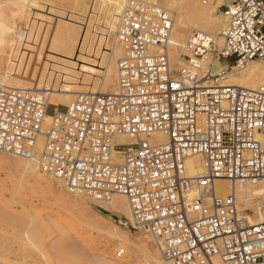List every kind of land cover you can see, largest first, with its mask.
<instances>
[{
  "label": "built area",
  "instance_id": "built-area-1",
  "mask_svg": "<svg viewBox=\"0 0 264 264\" xmlns=\"http://www.w3.org/2000/svg\"><path fill=\"white\" fill-rule=\"evenodd\" d=\"M223 14L221 47L191 32L176 71L174 14L127 0L115 30L117 92L79 94L59 109L47 91L0 88V154L35 159L70 194L124 197L131 230L171 264H264V223L248 224L259 201L245 207L239 197L240 187L264 185V89L224 85L229 63L264 64V0H231ZM209 57L225 66L213 72ZM190 159L201 174L187 176ZM216 181L228 183L225 195Z\"/></svg>",
  "mask_w": 264,
  "mask_h": 264
},
{
  "label": "rangeland",
  "instance_id": "rangeland-1",
  "mask_svg": "<svg viewBox=\"0 0 264 264\" xmlns=\"http://www.w3.org/2000/svg\"><path fill=\"white\" fill-rule=\"evenodd\" d=\"M27 1L0 0V20L6 22H0L6 26L5 29L0 27V35L10 30L0 44V66L5 67H0L3 69L0 70V82L7 75V71H4L7 66L5 60L9 59L12 47L9 35L21 38L18 31H23L27 26L30 29L39 28L36 40L45 42L49 38L47 34L53 32L54 40L59 39L63 43L61 51L50 50L42 57V60L44 57L46 60L39 61L41 59L38 57L37 62L41 63L36 62L39 65L35 66L37 69L40 66L41 70L49 69L62 78L72 65L69 59L76 55V47L82 36L89 29L96 32L91 33L94 40L97 34L103 35L97 20L101 18L104 5L109 0H48L51 13L33 19L25 13ZM90 1L98 6L91 7ZM197 2L206 7L209 0ZM223 7L221 5L218 11L223 12ZM92 25H97L95 27L99 29L91 28ZM41 28L45 34L41 33ZM31 61L28 57L23 66L29 68L33 65ZM222 65L225 66V63ZM228 66L226 72L235 65L229 63ZM48 114H52V109ZM17 160L0 154V264H147L142 252L144 246L159 254L150 237L131 230L128 221L122 215L109 211L106 203L64 191L62 185L55 184L39 169V174L45 180L48 178L50 184L45 181L36 183L31 176L22 173ZM116 235L126 237L127 243L124 244ZM120 249H123V254L117 257Z\"/></svg>",
  "mask_w": 264,
  "mask_h": 264
},
{
  "label": "bare ground",
  "instance_id": "bare-ground-1",
  "mask_svg": "<svg viewBox=\"0 0 264 264\" xmlns=\"http://www.w3.org/2000/svg\"><path fill=\"white\" fill-rule=\"evenodd\" d=\"M93 1L89 2L91 7L97 5L94 4ZM126 1L127 0H109L104 5L105 8L103 14L101 18L98 17L100 19L97 20V25L98 27H101L100 30L103 35L100 34L99 36V34H97V36H95L96 39L94 40L91 33H93L92 31H94V33L96 32L94 29H89V31L82 36L81 41L76 47V55L69 59L72 65L70 66L68 73H66L65 76L63 75V78L61 76V78L56 76V74L49 69L41 70L40 66L38 67L39 69L36 68L39 65L37 63H41L37 62L38 57L41 59L39 61H43L46 57H44L43 60L42 57L46 56L50 50L52 52H59L62 50L61 46H63V43H61L59 39L54 40L52 37L53 32L47 34L49 38L45 42L36 40L35 36H37L36 34L39 31V28L30 29L29 26L21 32L18 31L22 35L21 38H18V36L15 38L14 35H11L10 37L9 35L12 47L9 51V59L5 60L2 58L5 62L7 61L6 70H4L7 71V75L1 80L0 88H12L26 91H47L48 105L55 108H58L59 106L69 107L75 97L79 94H115L117 92L116 62L122 55V51L116 43L115 30L117 20ZM141 1H147L156 5L159 4L158 6L161 5L160 7L164 10L174 14L173 28L168 43L169 61L172 69L176 71L184 69V62L180 57V49L193 31L205 33L210 37L214 43V48L221 47L222 42L219 33L224 27V14L223 12H219L218 8L221 5H228L231 0H209L206 7L198 4L197 0ZM48 3V0H28V7L25 13L28 18L31 19L35 16L41 18L48 16L51 13V8ZM203 4H206V2L203 1ZM163 6H167L169 9L164 8ZM19 8L21 9V7ZM0 22L2 21L0 20ZM2 23L5 24L6 22L3 21ZM2 23H0V27L2 26L3 29H5L6 26L4 27V24L1 25ZM95 26L92 25L91 28H96ZM43 28H41V33L45 34ZM4 31L5 30L1 32ZM7 32L9 33L10 30H7ZM7 32L5 31L4 35H0L2 36L0 39H2ZM11 32L15 34L14 31ZM0 42V44H2L3 39L2 41L0 40ZM13 57L15 58L14 60ZM28 57L32 60L31 63H33V65L29 68H25L23 64L24 62H27ZM208 62L212 64L213 72H218L223 68L222 65H219L218 63L210 62V58H208ZM11 63H13V67L10 69L11 71H8V67L12 66ZM0 64L2 65V63ZM224 80V85L232 87H240L249 90L264 89V64L253 61L243 69L233 66L227 71ZM51 120L52 117L46 115V123L51 122ZM118 142L132 143L133 140L131 138H121L118 139ZM17 162L22 173L31 176L36 183L45 181L50 184V182H48L49 177L45 180L42 177V174H39L35 159H19ZM196 162V159H190L187 161L186 173L188 177H194L201 174V166ZM51 181L57 185H62L56 180L51 179ZM215 184L218 193L225 195L228 183L226 181H216ZM240 188L239 197L242 200L243 206L252 207L253 202H251V200L254 202L259 201L256 205L257 209L255 215L253 217H248V224L257 225L264 223V185L259 183L255 186L247 185ZM63 189L66 191L64 187ZM79 196L84 197V195ZM105 207L115 214L122 215L128 221L129 225H132L126 199L124 197L114 196L109 203H106ZM116 237L121 239L124 244L127 243L126 237L122 235H116ZM120 245L122 247V244ZM142 252L147 264H171L168 261L163 260L160 254L149 249L147 246H144Z\"/></svg>",
  "mask_w": 264,
  "mask_h": 264
}]
</instances>
